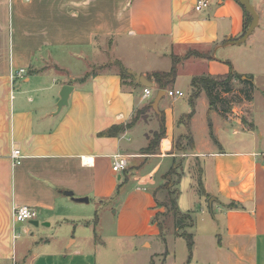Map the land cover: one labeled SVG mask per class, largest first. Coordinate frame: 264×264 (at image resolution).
I'll return each instance as SVG.
<instances>
[{"label": "crops", "instance_id": "crops-1", "mask_svg": "<svg viewBox=\"0 0 264 264\" xmlns=\"http://www.w3.org/2000/svg\"><path fill=\"white\" fill-rule=\"evenodd\" d=\"M196 3L0 0V264H97L95 250L76 245L82 238L74 236L63 249H29L19 262L14 261L19 227L13 222L14 207L36 208L50 226L76 220L91 226L92 220L71 213L78 209L76 204H87L72 197L87 196L101 211L118 203L113 210L115 236L134 239L136 250L152 247L157 238H163L153 222L164 209L157 205L155 191L174 160L181 163L179 181L185 172L190 176L195 203L201 204L207 195L218 197L213 212L217 204L215 220L224 222L217 248L225 261L264 264V144L259 148L252 140L229 142L223 136L249 128L243 124V115H235L240 104L230 102L231 110L222 113L210 106L203 90L190 103L193 77L235 72L252 76L254 92L243 103L252 113L255 91L264 94V5L256 0L258 25L244 42L236 43L246 22L242 5L237 0H208L197 10ZM119 49L123 55L131 50L149 52L141 55L142 62L128 67L125 56H116ZM174 57L181 61L176 78L163 89L156 112L152 102L161 90L157 82L149 79L151 95L144 98V86L129 84L130 79L123 84L121 68L147 78L170 70ZM183 65L192 70L186 90L179 79ZM20 68L26 72L13 77ZM257 78L260 86L253 88ZM65 84L72 90L58 110ZM171 88L184 95H167ZM232 92L236 91L228 93ZM146 105H151L144 111L146 116L127 126ZM161 118L165 132L157 151L145 154ZM114 125L123 129L116 135L101 134ZM186 135L192 138L191 146ZM13 149L20 150L18 164L11 159ZM117 154L127 158L123 175L112 169ZM195 161L200 164L199 177L192 166ZM200 179L204 194L198 190ZM230 201L237 206L227 208ZM45 233L37 227L31 235L43 239ZM61 238L53 237L49 244ZM92 242L96 246L98 239ZM215 255L213 250L205 259ZM158 256L153 250L146 259L156 264Z\"/></svg>", "mask_w": 264, "mask_h": 264}, {"label": "rangeland", "instance_id": "rangeland-1", "mask_svg": "<svg viewBox=\"0 0 264 264\" xmlns=\"http://www.w3.org/2000/svg\"><path fill=\"white\" fill-rule=\"evenodd\" d=\"M251 3L255 5L256 0H251ZM262 3L264 5V0H262ZM261 45H263V43ZM261 45H259V47ZM147 52H149V49H146L143 53L131 50L124 51L123 55L122 50L119 49L115 54H117V57H119V55L125 56V64L130 67L132 66V63H137L139 60L142 62L141 55ZM180 62L181 61H176L175 65L177 68ZM183 66L184 67H179L181 75V78L179 79L180 86L186 90L189 84V78L192 75V70L190 66ZM256 83L258 84H254L253 88L254 86L256 88V85L260 86L258 78ZM246 89L247 85L245 83L239 79H234L232 80V90L236 92L228 93L225 97L227 103L232 102V104L235 103L241 105L240 109L235 112V115H243V124L245 127L249 128H246V130L240 129V134L236 135H233L231 131L227 133L225 132L223 133V136H225L229 142H233L237 139L243 141L252 140L257 143L259 148H262V144H264V94L260 89L255 91L254 102L251 107L252 113L248 114V107L243 106V103L245 102L244 100H246L244 92ZM144 113L139 114V117H145L146 114ZM252 123L255 124V127H253ZM260 133L263 135L262 138H260ZM192 166L197 177H199L200 164L195 161ZM121 173L123 175V172H120L119 174ZM176 179L177 176L173 175V182L169 185V197L167 196L168 194H164L165 192L163 190L156 191V197L158 200L167 201L168 198L169 201L167 208L163 209V212L165 211L164 214L162 213L157 217L163 227V238H157V240L152 243V247H138L140 250H136L134 248L136 245L134 239L130 240L116 237L114 230L115 215L113 210L118 203H116L110 210L101 211L102 208L99 209L98 205L92 200L87 204H76L79 205L78 209H71L72 214L85 216L84 218L89 219V221L92 220L91 222L93 224L91 226L77 224L79 223V220L70 222L71 224L67 222H60L58 224L52 223L50 226L48 222L43 221L42 217H40V213H38L36 220L39 221V226L31 225L29 224V221H25L22 226L17 227V237L15 242L16 253L14 261L19 262L22 255L30 253L29 249L31 251H39L45 250L49 248V246L52 249H63L66 244H70V239L68 238L74 236L76 238H82V240L77 241L76 245H80L86 250H95L97 264H150V259H146V255L153 250H157L159 253L156 264L162 263L165 256L163 264H209L211 261L212 264H228L225 261V258L222 257V251L217 248L218 234H221L224 229L223 220H220V218L219 221L215 220V213L218 214L217 204H215L214 207L215 213L213 212L214 215H212L207 204L208 197H206L205 200H201V204L195 203L197 196L189 188L190 176L187 172L183 174L181 180L177 184L178 195L176 198V207L181 216L182 214L190 213L192 222L183 219L182 223L177 224L176 219L179 216L172 211V204L170 201V199L175 198L176 195L174 184ZM121 185H126L124 178L121 180ZM95 216L96 222H94ZM99 217L100 221L97 219ZM25 227H28L31 231L27 233L24 232L23 229ZM37 227L46 232L43 239L39 238L40 236L35 238L32 237L31 232L35 231ZM184 233L193 236L194 246L191 251L188 248L187 239L184 236L179 235ZM57 236H62L63 238L57 240L59 242L49 244V241ZM96 236L98 237L96 238ZM96 239H98V242L96 243V246H94L92 241ZM99 240H102V242ZM213 250L216 251L218 255L213 256L212 259L207 261L205 258H207Z\"/></svg>", "mask_w": 264, "mask_h": 264}, {"label": "trees", "instance_id": "trees-1", "mask_svg": "<svg viewBox=\"0 0 264 264\" xmlns=\"http://www.w3.org/2000/svg\"><path fill=\"white\" fill-rule=\"evenodd\" d=\"M243 9H244V7H243ZM244 13L246 16V22L244 25L243 34L245 33V31H246V29L250 23V20H251V16L247 13V11L245 9H244ZM176 61H177V58L174 57L172 67L170 70L153 72L152 75H149L147 77V79L153 78L157 82L159 89L168 88L170 85L173 84V82L176 78V74H177V68L175 65ZM120 75H121V79L123 80V84H127L125 82L126 79H130L129 84H134V83L139 84L137 81H135L133 76L126 71L125 68H121ZM234 79H239L240 81H242L243 83H245L247 85V89L244 91L245 92V98H246V100H251L252 76L241 75V74H238L235 72H230V73L226 74L225 76L214 77L211 75H201V76L193 77L191 79V86H192V91L190 93L191 105H193L194 99L197 97L199 92L201 90H203L205 92L207 98H208L210 106L215 107V108H219L222 113L230 111L231 105H229V103H227L226 97H223L221 95V93L222 92L228 93V92L232 91V80H234ZM150 107H151V105H146L142 109L138 110L135 113V115L133 116V118L131 119V121L129 123H127V126H131L132 124H134L139 119V114H143L144 111ZM191 114H189L187 117H190ZM122 129H123V127L118 126V125H114L113 127L102 132L101 134H103V135H116ZM117 130H119V131H117ZM164 132H165L164 119L161 118L160 123H159V129L153 133V137L150 139L146 148H144L145 154H152L155 151H157L158 142L162 138V136L164 135ZM210 133L212 136V130L210 131ZM185 138L187 140V144L189 146H191L192 145V138L189 135H186ZM180 166H181V163L174 160L171 167L162 175L164 182L160 186H158L156 189V191L163 190L166 195L168 194L167 196L169 197L170 196L169 195V185H171V183L173 182V180H172L173 175L177 176L176 182L174 183L175 188H176V195H175V198L170 199L171 204H172V211L177 213L179 216L176 219L177 224L182 223L183 219H186V220H189L192 222V218H191L190 213L182 214V216H181V214L178 213L177 207H176V198L178 195L177 184H178L180 176H181ZM199 174H200V172H199ZM124 181H125V179H124ZM155 192H154V194H155ZM199 192L201 194H204V192H205L201 179L199 180ZM209 196L210 195H207V197H209ZM156 200H157L158 206L167 208L168 201H169L168 198H167V201H165V200L160 201L158 199H156ZM225 206L227 208H235L237 206V203L234 201H230L227 204H225ZM164 212H161V213L157 212V214L153 218V222H155L157 224V226L161 232V235L163 234V231H162L163 227H162V225H161V223L157 217H158V215H160L162 213L164 214ZM94 222H96V216H95ZM179 235L184 236L187 239V245H188L189 250L191 251L193 244H194L193 236L191 234H185V233L179 234Z\"/></svg>", "mask_w": 264, "mask_h": 264}, {"label": "water", "instance_id": "water-1", "mask_svg": "<svg viewBox=\"0 0 264 264\" xmlns=\"http://www.w3.org/2000/svg\"><path fill=\"white\" fill-rule=\"evenodd\" d=\"M243 7L244 9L247 11V13L251 16V20L250 23L245 31V33L236 41V43H242L244 42L247 37H249V35H251V33L254 31V29L257 27L258 25V21H259V15L254 7V5L251 3L250 0H237ZM126 71L131 74L133 76V78L135 79V81H137L140 85L142 86H146V87H151L152 86V82L149 81V79H147L145 76L143 75H138L136 73H134L133 71L126 69ZM72 87L70 85H63L60 91V99L57 103V109L59 110L63 105H65L67 103V98L69 96V93L71 92ZM165 94V90L161 89L158 91L157 95L155 96L153 102H152V108L157 112L158 111V101L159 99L162 97V95ZM65 194L68 196H72V192L71 191H65ZM73 201L75 202H80V203H88L89 202V198L87 196H83V197H72ZM215 201H219L218 197L215 195H210L207 199V204H208V208L209 211L212 215L213 214V203ZM29 223L31 225L34 226H39L40 223L38 220L34 219V220H30ZM23 225V223H18V226Z\"/></svg>", "mask_w": 264, "mask_h": 264}, {"label": "built area", "instance_id": "built-area-1", "mask_svg": "<svg viewBox=\"0 0 264 264\" xmlns=\"http://www.w3.org/2000/svg\"><path fill=\"white\" fill-rule=\"evenodd\" d=\"M208 0H197L195 5V9L199 10L202 7L206 6ZM26 70L24 68H20L16 73L13 74L15 76H22ZM166 94L169 96H183V91L179 89H167ZM151 95V90L149 87H143V97L146 98ZM11 159L13 163L18 164L21 160V153L19 149H13L11 151ZM127 167V158L123 155H114L112 169L116 173L123 172ZM38 211L36 208L28 205H18L15 206L12 212V218L14 223H24L25 221H30L37 219Z\"/></svg>", "mask_w": 264, "mask_h": 264}]
</instances>
